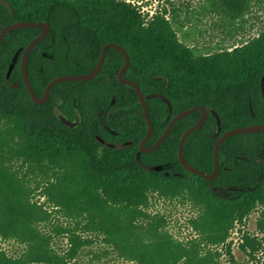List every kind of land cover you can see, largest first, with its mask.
Masks as SVG:
<instances>
[{
	"label": "trees",
	"instance_id": "trees-1",
	"mask_svg": "<svg viewBox=\"0 0 264 264\" xmlns=\"http://www.w3.org/2000/svg\"><path fill=\"white\" fill-rule=\"evenodd\" d=\"M5 1L12 10L0 1V34L3 27L21 21H42L51 27L28 60L39 98L59 76L91 73L104 44L118 42L131 58L125 78L137 82L144 95L161 93L172 104L170 114L161 98L147 101L154 131L146 147L157 142L177 114L195 106L212 108L221 118L220 135L214 137L218 123L209 113L206 123L184 144L186 160L212 174L221 135L264 124V28L241 45L210 52L185 43L166 10L147 19L130 0ZM261 12L264 0H206L189 17L215 15L227 34L236 36L250 21L260 19ZM75 13L120 15L124 36L106 35L104 25L77 31L72 26ZM120 17L78 21L112 22ZM41 31L40 27L15 29L0 48V238L24 247L18 255L0 249V264H73L93 236L120 258L137 264H234L233 255L224 263L210 246L224 245L236 224L258 208L264 216V131L227 138L220 149L219 175L212 182L189 172L179 158L181 138L200 121V111L179 120L157 150L144 153L140 142L148 124L137 91L119 81L125 64L119 51L107 49L95 78L56 84L44 104L32 100L21 64L8 78L17 52L20 62ZM56 107L70 120L80 116L79 126L63 124ZM98 138L132 144L117 150L105 147ZM145 166L160 169L149 171ZM211 184L220 192H214ZM185 195L201 208L198 217L190 220L198 238L187 242L170 234L165 217L150 211L155 196ZM45 225H54L53 230H45ZM55 235H66L68 250L54 248Z\"/></svg>",
	"mask_w": 264,
	"mask_h": 264
},
{
	"label": "rangeland",
	"instance_id": "rangeland-1",
	"mask_svg": "<svg viewBox=\"0 0 264 264\" xmlns=\"http://www.w3.org/2000/svg\"><path fill=\"white\" fill-rule=\"evenodd\" d=\"M141 8L147 19L157 12L167 11V17L173 22L179 37L187 44H198L203 50L216 52L220 49L230 48L231 45H241L242 42L256 37L264 28V12L259 13L260 19L250 21L247 29L239 35H228L220 25V19L215 15H203L199 18L189 17V13L204 5L206 0H130ZM194 31V34L191 32ZM184 32L191 33L189 38ZM234 38L232 40H229ZM36 200L45 202V198L37 196ZM48 208L49 205H47ZM200 206L187 195L177 199H163L154 197L150 211L153 215L165 217L167 230L175 238L187 242L198 238L197 233L191 228L190 220L197 218ZM56 220V218H55ZM64 221V220H62ZM57 224V221H55ZM66 224V223H65ZM51 226H44L45 230H53ZM248 238L253 241L249 242ZM92 244L84 247L77 255L73 264H137L120 258L102 239L93 236ZM249 242V243H248ZM54 248L64 252L70 247L66 235H55ZM23 246L13 240L0 238V249L6 250L10 255H18L23 251ZM212 251L221 254L224 263L230 262L234 256V264H264V216L262 209L255 210L243 223L236 224L231 230L229 239L224 245L210 246ZM231 253H229V250Z\"/></svg>",
	"mask_w": 264,
	"mask_h": 264
},
{
	"label": "water",
	"instance_id": "water-1",
	"mask_svg": "<svg viewBox=\"0 0 264 264\" xmlns=\"http://www.w3.org/2000/svg\"><path fill=\"white\" fill-rule=\"evenodd\" d=\"M3 3L10 10H12L10 3L6 2L5 0L3 1ZM28 27L29 28H34V27L35 28H38V27L42 28L41 34H39L35 39H33L32 42L25 49L23 56H22V64H21L24 82H25V84H26V86L30 92L32 100L34 102H36L37 104L46 103L48 101L49 97L51 96V91H52L53 87L60 82H65V81H82L83 82V81H89V80L95 78L99 74V72L101 71V69L104 65L108 48H111V47L115 48L121 54H123V56L125 58V64L119 72V75H118L119 81L121 82L122 85L131 86L137 91L139 102L141 103V105L143 107V116L145 117L146 122L148 124V132H147L146 136L143 138V140L140 142V149L144 153H150V152L157 150L163 144V142L169 137V135L171 134L175 124L179 120H181L182 118L192 114L195 111H200L201 112L200 121L197 124H195L194 126L187 129L181 138V141L179 144V158H180L182 165L189 172H192L193 174L200 176V177L212 182L219 175V172H220V149H221V145L223 144V142L227 138L234 136V135H237V134H248V133H254V132H258V131H264V124H257L254 126L235 128V129H232V130L224 133L223 135H221L219 137L217 143H216L215 151H214V160H215L214 171L212 174H207V173L201 171L200 169L194 167L193 165H191L186 160V158L184 156V144H185V142H186V140L190 134H192L194 131L200 129L206 123L208 116H209V113H212L215 115V117L217 119V123H218V130H217V133L215 134L214 137H218L220 135L221 129H222L221 118H220L219 114L214 109L206 108L203 106H195L189 110H185V111L177 114L176 116H174L171 119L167 129L162 134V136L157 140V142L155 144H153L152 146L146 147V143L148 142V140L150 139V137L152 136L153 131H154V126H153V123H152V121L149 117V113H148L147 101L149 99H152V98H161L169 106L170 114H172V104H171V101L169 100V98L167 96L161 94V93H152V94L144 95L143 91L141 90V88L137 82H135L134 80H129V79L125 78V74L127 73L128 69L130 67V64H131L130 55H129L128 51L125 49V47L118 45V44H115V43L106 44L102 49L100 59L96 65L95 69L91 73L86 74V75L59 76L49 83V85L47 86V88L45 90L44 96L39 98L35 93L34 87L32 85V81H31L30 76H29L28 60H29V56H30L32 50L49 34V31L51 29L50 25L45 23V22H42V21H39V22L21 21V22H16L14 24L5 26L2 28L1 34H0V48L2 47L3 41L9 32H11L15 29L28 28ZM19 53L20 52H17V54L15 55V57L13 59L12 65H11L10 70H9L8 78L10 77V74L16 65L15 63L18 61ZM261 86H262V92L264 94V76L262 77V80H261ZM55 112H56V115L59 118V120L63 124H65L66 126H68L70 128H75V127L79 126V124H80V117L79 116L77 117L76 121H72V120L68 119L62 113V111L59 109V107L55 108ZM101 119H102V114H101ZM98 141L107 148H112V149H117V150L124 149V148H126L132 144V142H109V141H106V140L101 139V138H98ZM145 169L150 171V170H159L160 168L156 167V168L152 169L149 166H145ZM210 186L214 192H217V193L220 192L212 184Z\"/></svg>",
	"mask_w": 264,
	"mask_h": 264
},
{
	"label": "flooded vegetation",
	"instance_id": "flooded-vegetation-1",
	"mask_svg": "<svg viewBox=\"0 0 264 264\" xmlns=\"http://www.w3.org/2000/svg\"><path fill=\"white\" fill-rule=\"evenodd\" d=\"M0 1L3 3L4 0H0ZM93 16H95V17H106V18H109V17H112V18L120 17V15H116V14H100V15L96 14V15H91V14H77V13H75V14H72V17H74L76 19L74 21V23L72 24V26L75 27V30H77V29L79 30L83 26H86V27H92L93 26L94 27L95 25L96 26L104 25V26L107 27L106 30H105L106 35H109V34L116 35L117 34L118 37H123L124 36V33H125V22H124V20L121 17L117 21L113 20L112 22L111 21L109 22L108 20L104 21V22L97 21L95 23H93L92 21H83V20H79L78 21V18H80V17H83V18L87 17L88 18V17H93ZM108 26H111L112 28L109 29ZM116 26H118V28H115ZM108 43H115V44L121 45L118 42H108ZM108 43H106V44H108ZM106 44H104V46ZM95 45L97 46L98 43H95ZM91 47L92 46H89L88 49H90ZM94 49H97V48L95 47ZM113 49H115V48H113ZM115 50H117V49H115ZM15 64H22V59H21L20 62L17 61ZM110 64H117V63L116 62H111ZM76 120H77V118L75 120H72V121H76ZM80 121H81V117H80Z\"/></svg>",
	"mask_w": 264,
	"mask_h": 264
}]
</instances>
